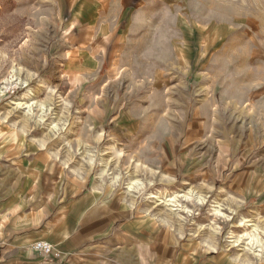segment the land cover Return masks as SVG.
<instances>
[{"label":"rangeland","instance_id":"1","mask_svg":"<svg viewBox=\"0 0 264 264\" xmlns=\"http://www.w3.org/2000/svg\"><path fill=\"white\" fill-rule=\"evenodd\" d=\"M17 1L0 0V178L4 158L43 154L39 206L95 187L169 235L264 264V0H123V57L79 83L62 68L65 15Z\"/></svg>","mask_w":264,"mask_h":264},{"label":"crops","instance_id":"2","mask_svg":"<svg viewBox=\"0 0 264 264\" xmlns=\"http://www.w3.org/2000/svg\"><path fill=\"white\" fill-rule=\"evenodd\" d=\"M52 1L65 15L62 68L79 78L78 83L80 75L93 78L123 57L135 13L123 0ZM4 159L0 264H240L216 242L169 235L160 221L135 218L133 208L110 201L95 187L84 186L75 196L63 188L55 202L39 206L47 158L32 154ZM36 240L50 242L54 255L34 252Z\"/></svg>","mask_w":264,"mask_h":264},{"label":"bare ground","instance_id":"3","mask_svg":"<svg viewBox=\"0 0 264 264\" xmlns=\"http://www.w3.org/2000/svg\"><path fill=\"white\" fill-rule=\"evenodd\" d=\"M3 91L1 90L0 91V94H2ZM25 97V96H24ZM18 98V97H17ZM23 102V101H22ZM21 100L18 98L16 100H14L12 102V104H18L17 106H19V104L22 103ZM29 102V100H28ZM28 104V103H26ZM33 104V103H32ZM23 105V104H22ZM25 106V104H24ZM23 106V108H24ZM27 106H30V105H26L25 107ZM32 106H30L31 108ZM29 108V107H28ZM29 111V110H28ZM31 111V110H30ZM142 184V183H141ZM139 182H136V181H132L129 183L128 187L130 188V191L131 190H135V189H138L136 186L137 185H141ZM140 187V186H139ZM151 197H154L156 198V200L158 201H161V202H171V203H174L176 205V202H175V197L172 196V195H163V194H153V193H150ZM177 201V200H176ZM177 206V205H176ZM186 208V207H185ZM189 211V210H188ZM244 221H248V220H244ZM250 225H253L252 223H249ZM248 224V226H249ZM244 236L246 237V239H248V242L247 244L250 245V248L253 249L254 251H262V244L260 242V240L258 239V237L255 235V234H250V233H244Z\"/></svg>","mask_w":264,"mask_h":264},{"label":"built area","instance_id":"4","mask_svg":"<svg viewBox=\"0 0 264 264\" xmlns=\"http://www.w3.org/2000/svg\"><path fill=\"white\" fill-rule=\"evenodd\" d=\"M31 249L38 255L49 257L54 255V249L50 242L46 240H36L32 243Z\"/></svg>","mask_w":264,"mask_h":264}]
</instances>
